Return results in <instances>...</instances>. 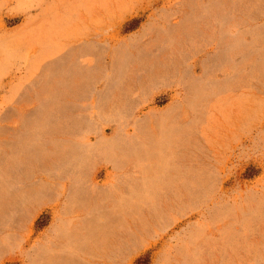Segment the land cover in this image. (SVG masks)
Listing matches in <instances>:
<instances>
[{"label": "rangeland", "instance_id": "374dc122", "mask_svg": "<svg viewBox=\"0 0 264 264\" xmlns=\"http://www.w3.org/2000/svg\"><path fill=\"white\" fill-rule=\"evenodd\" d=\"M196 32L213 42L199 54L186 49ZM131 42L145 53L127 54L125 70L149 77L111 82L116 49ZM199 60L216 66L213 82L183 86ZM58 66L83 74L65 82ZM164 111L196 117L167 123ZM37 123L46 147L75 155L26 166L19 138ZM4 167L29 199L0 214V264L32 263L77 185L90 208L125 220L124 258L109 264H220L213 249L228 242L232 264H264V0H0ZM142 177L173 183L132 198Z\"/></svg>", "mask_w": 264, "mask_h": 264}, {"label": "crops", "instance_id": "0c3cea01", "mask_svg": "<svg viewBox=\"0 0 264 264\" xmlns=\"http://www.w3.org/2000/svg\"><path fill=\"white\" fill-rule=\"evenodd\" d=\"M215 27V26H214ZM200 29V27H197ZM204 29V27H202ZM199 31V30H198ZM204 31V30H202ZM196 42L190 43L191 40L194 41L193 36H190L187 33L185 39L187 41L186 49L194 51L199 54L202 50H205V47L210 44L212 41L208 42L207 38L203 37V33L196 32L195 34ZM213 43V42H212ZM231 48L237 47L236 43L230 45ZM136 45L132 42L129 44L119 45L116 49V56L114 60V79L111 82H118V78H121L123 75H127L128 77H136L141 75V79H144L142 76L149 77L147 74L139 71L135 74L133 68L130 70H125V61L126 55H133L136 56L138 54L145 53L143 51L133 52ZM222 59V58H221ZM60 65V63H59ZM197 76L194 77L192 75V71L190 70L189 66L187 65L186 69L182 70V85L185 87L189 86H197L202 84L203 82H213L214 80V72L216 66L214 64L206 65L204 61L199 60ZM58 69V70H57ZM56 73L62 74L59 79H68L65 82H75L72 80V76L81 77L83 73L82 70L77 69L75 66L72 68H64L62 66L57 67ZM74 72V73H73ZM84 76H86V71H84ZM55 78H58L57 76ZM63 79V80H64ZM59 82V81H58ZM83 82H86L83 81ZM143 82V81H141ZM170 82H167L169 84ZM48 93L52 96L53 91L49 90ZM46 108V107H45ZM43 108V109H45ZM159 118H164L169 121L167 123H174L171 120L173 119H181V118H193L192 112L189 111H180V112H172V111H164L158 112ZM41 127L40 123L36 124L35 129L26 130V133L21 135L19 141H21L20 148L17 151L22 152L23 161L25 162L26 166L31 163H42L43 161L53 160L55 159H65V156L75 155V150L72 144L64 147L62 150L58 151V146L52 144L49 146H45V142L40 139V135L37 136V131ZM186 131V128H184ZM173 132V130L171 129ZM42 132H46L43 131ZM142 134H144L142 132ZM54 145V147H53ZM49 148V149H48ZM16 151V150H15ZM14 151V152H15ZM29 151H37L38 155L29 154L26 152ZM84 158V156L82 157ZM8 160L12 163V168L15 167V162L13 160V155H9ZM8 162V161H7ZM14 162V163H13ZM20 163V162H19ZM6 167L4 169H0V214L6 209L13 207L19 201L28 200L27 197L14 194L12 193L11 184L6 183L5 179L3 178V174L6 173ZM124 182H122L123 184ZM139 185L136 188L137 194H134L132 198H141V196H146L147 194L154 193L158 189L161 190L163 186H170L173 182L172 179H152V178H141V181L137 182ZM80 185H77L73 190L69 191L68 193V204L67 207L63 210H66L62 213L60 219H58L57 223L54 226L50 227V230L46 236H44V243L39 245L36 249L35 256L33 257L31 264H109L110 257L116 256L120 257L124 255V236L121 235V231L125 230V220L120 216H113L110 212L104 209L103 204L99 205L98 203L93 204L91 203V208L88 205V196L86 194L83 195L81 192ZM124 190V184L123 188ZM42 188H38L36 190V203L38 206L42 204L41 199ZM200 195L199 192L197 194ZM90 198V199H91ZM108 202L115 207L116 212L120 213L121 210L124 208V205L120 207L122 200H118L117 203H113L112 200L108 199ZM105 204V202H104ZM78 209V207H89V212L84 215V218H80L78 220H74L75 217L73 213L70 212V209ZM120 207V208H119ZM80 210V209H79ZM84 211V210H83ZM83 214H85L83 212ZM133 227V233L134 231ZM123 238V239H122ZM140 242L137 243L135 239H133L132 247L134 251L140 247ZM138 245V246H137ZM116 246V247H115ZM185 246H193L185 244ZM234 245L231 242L224 243L222 246L219 245L214 247L213 249V257L214 260L218 258V263L220 264H232L234 263L232 256L235 254L236 249H233ZM129 249V250H131ZM132 250V251H133ZM139 250V249H138ZM133 251V252H134Z\"/></svg>", "mask_w": 264, "mask_h": 264}]
</instances>
